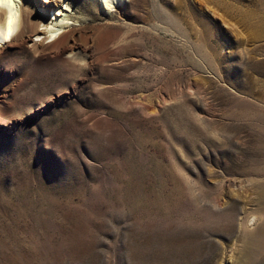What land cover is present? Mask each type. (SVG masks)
Masks as SVG:
<instances>
[{"label": "rangeland", "instance_id": "374dc122", "mask_svg": "<svg viewBox=\"0 0 264 264\" xmlns=\"http://www.w3.org/2000/svg\"><path fill=\"white\" fill-rule=\"evenodd\" d=\"M19 5L0 264H264V0Z\"/></svg>", "mask_w": 264, "mask_h": 264}, {"label": "bare ground", "instance_id": "6f19581e", "mask_svg": "<svg viewBox=\"0 0 264 264\" xmlns=\"http://www.w3.org/2000/svg\"><path fill=\"white\" fill-rule=\"evenodd\" d=\"M104 1L109 6H111L113 0H104ZM19 2H20V0H12V3L14 5L13 11L16 14L15 15L14 34H13V36L16 34V31L19 29V28L17 29L18 24L24 20L23 13H22V10L20 8ZM7 16H8V9L6 7H0V28H3L4 31H6V20H7ZM68 22H70V19H62L58 23L52 22L51 23V26L50 27H47V29H46V31L49 33L48 36L51 39H54V40L57 39L56 37L59 36V34L61 33L60 31H61L62 27L65 26ZM33 29H34L33 30L34 35H37L38 36V35L41 34V31H42L41 28L36 27V28H33ZM13 36L11 37V39L13 38ZM11 39H9V40H11ZM2 40L3 41H7V40H5L3 38H0V42Z\"/></svg>", "mask_w": 264, "mask_h": 264}, {"label": "snow or ice", "instance_id": "6c2138e0", "mask_svg": "<svg viewBox=\"0 0 264 264\" xmlns=\"http://www.w3.org/2000/svg\"><path fill=\"white\" fill-rule=\"evenodd\" d=\"M0 7H6L8 9V16L6 20V31L0 28V38L5 40L11 39L14 34V23H15V13L13 11L12 0H0Z\"/></svg>", "mask_w": 264, "mask_h": 264}]
</instances>
